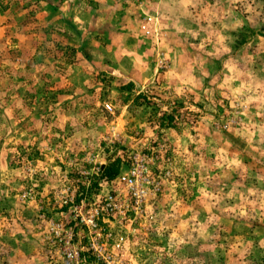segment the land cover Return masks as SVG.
Returning a JSON list of instances; mask_svg holds the SVG:
<instances>
[{
    "label": "rangeland",
    "instance_id": "1",
    "mask_svg": "<svg viewBox=\"0 0 264 264\" xmlns=\"http://www.w3.org/2000/svg\"><path fill=\"white\" fill-rule=\"evenodd\" d=\"M70 229L81 264H264V0H0V264Z\"/></svg>",
    "mask_w": 264,
    "mask_h": 264
},
{
    "label": "built area",
    "instance_id": "2",
    "mask_svg": "<svg viewBox=\"0 0 264 264\" xmlns=\"http://www.w3.org/2000/svg\"><path fill=\"white\" fill-rule=\"evenodd\" d=\"M87 224L95 230L99 229L100 227V224L98 223L96 218L88 220ZM96 232H98V230ZM56 233L59 238L63 235V231H57ZM75 236L76 235L74 229H70L67 231L66 237L64 236V238H62L66 245V264H81L86 260V257L83 256L82 251L75 245Z\"/></svg>",
    "mask_w": 264,
    "mask_h": 264
},
{
    "label": "trees",
    "instance_id": "3",
    "mask_svg": "<svg viewBox=\"0 0 264 264\" xmlns=\"http://www.w3.org/2000/svg\"><path fill=\"white\" fill-rule=\"evenodd\" d=\"M105 169V175L108 177H113L119 172V166H117V163H111L109 165L103 166Z\"/></svg>",
    "mask_w": 264,
    "mask_h": 264
}]
</instances>
